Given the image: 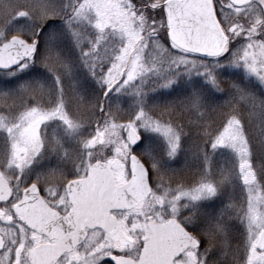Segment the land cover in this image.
Segmentation results:
<instances>
[{"label":"snow or ice","instance_id":"obj_1","mask_svg":"<svg viewBox=\"0 0 264 264\" xmlns=\"http://www.w3.org/2000/svg\"><path fill=\"white\" fill-rule=\"evenodd\" d=\"M0 264H264V0H0Z\"/></svg>","mask_w":264,"mask_h":264},{"label":"trees","instance_id":"obj_2","mask_svg":"<svg viewBox=\"0 0 264 264\" xmlns=\"http://www.w3.org/2000/svg\"><path fill=\"white\" fill-rule=\"evenodd\" d=\"M226 155L224 153H221V155L218 157V159H223ZM183 160V156L181 157V161Z\"/></svg>","mask_w":264,"mask_h":264},{"label":"rangeland","instance_id":"obj_3","mask_svg":"<svg viewBox=\"0 0 264 264\" xmlns=\"http://www.w3.org/2000/svg\"><path fill=\"white\" fill-rule=\"evenodd\" d=\"M225 155H227L226 153H224Z\"/></svg>","mask_w":264,"mask_h":264}]
</instances>
